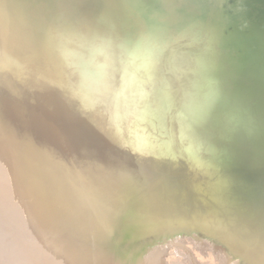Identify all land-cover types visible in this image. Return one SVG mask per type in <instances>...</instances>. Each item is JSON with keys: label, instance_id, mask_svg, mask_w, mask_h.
I'll use <instances>...</instances> for the list:
<instances>
[{"label": "bare ground", "instance_id": "obj_1", "mask_svg": "<svg viewBox=\"0 0 264 264\" xmlns=\"http://www.w3.org/2000/svg\"><path fill=\"white\" fill-rule=\"evenodd\" d=\"M38 1L0 0V21L5 23L0 26V33L5 34L4 38H9L10 32H4V28H7L12 38L10 41L4 39V42L0 37V92L7 99L8 96L14 98L22 107V116L27 119L31 136L32 130L33 136L40 139L37 132L41 127L48 133L45 137L47 139L42 140L45 146L37 144L39 150L42 147L44 151L41 150V154L31 158L25 153L31 151L28 148L30 142L26 146L27 137L18 144L15 127L9 124V128H3L4 132L0 129V156L10 160L23 172L20 177L25 182L31 181L38 186L42 182L54 186L69 198L71 207H77L72 203V200H76L81 204L93 205L104 216L107 211L105 205L120 207L125 202L119 184L121 181L117 182L121 178L116 177L125 175L124 179L131 181L139 174H135L128 163L121 161L122 153L117 155L119 153L116 154L113 145L109 146L113 139L111 136L114 135L111 126H108H118L117 129L125 134L133 130L139 132V125H134L139 120L157 129L156 119L160 115L154 116L152 111L160 113L162 119H165L164 114L170 105L196 113L209 106L205 100L215 97L219 92L218 100L222 102L216 105L226 109L224 114L238 122H235L237 131L231 134L226 132V135L222 133L221 136L227 144H232L229 152L236 147L242 154L238 159L240 163L244 160L264 163V145L259 146L253 141L260 138L264 142V131L257 128V125L250 128L252 122H260V126L264 124V91L257 88L253 92H241L238 89L226 90L222 86L220 70L223 64L217 66L214 54L217 44L212 42L216 30L207 18L197 15L186 6L182 9V16L190 15L192 19L181 25L172 23V15L161 20L156 17L162 24L160 27L144 17L136 0H70V7L63 0H45L46 6L44 2L42 5ZM30 2L33 7L39 5L43 8L44 15L32 16L27 7ZM50 4L54 13L47 17L46 10ZM9 11L13 19L8 22L6 18L9 17ZM230 45L234 56L237 53L245 55L243 45L236 39ZM2 59L7 71L1 63ZM9 80L16 91L12 89ZM56 96H67L70 105H57ZM87 96L95 104L90 117L86 115L88 111L78 115L69 108L74 100ZM11 112L17 115V111L12 109ZM182 114V123L187 125V122L191 124L194 121L188 120L185 113ZM93 116H98V120L93 119ZM80 126L83 127L82 131ZM234 129L232 127L231 131ZM151 130V138L146 145L161 167L167 169L161 170V173L177 188L184 191L189 189L183 180L184 176L174 171L177 169L184 173H194L200 169L195 161L200 160L199 156H191L188 148L192 142L179 137L165 142L159 137L162 134L160 131ZM132 137L126 135L124 140L135 144V150L138 151ZM196 144L200 151L201 144L198 141ZM128 151L129 148L126 153ZM139 151L140 157L146 156L144 148ZM222 151L226 150H218ZM228 161L235 163L236 160L229 158ZM66 163L71 168L76 166L84 178L92 183L87 186L92 193L91 197L87 189L73 180ZM7 174L0 165V175L5 177ZM10 183L15 185L13 180ZM145 184L148 186L147 182ZM25 187L28 189V186ZM179 189V192L184 193ZM119 193L121 196L117 195ZM134 221L150 229L142 221Z\"/></svg>", "mask_w": 264, "mask_h": 264}, {"label": "rangeland", "instance_id": "obj_2", "mask_svg": "<svg viewBox=\"0 0 264 264\" xmlns=\"http://www.w3.org/2000/svg\"><path fill=\"white\" fill-rule=\"evenodd\" d=\"M4 32L7 33V28ZM3 61L1 63L7 71ZM9 83L15 89L11 80ZM259 88L264 91V87ZM220 93L205 100L209 106L196 113L170 105L164 114L165 119H162L160 113L152 111L154 116L160 115L156 119L157 129L138 120L134 125H139V132L133 130L125 134L117 129L118 126L107 122L114 135L109 146L113 145L116 154L119 153L117 155L122 153L121 161L139 174L131 181H126L125 175L116 177L121 178L117 182L121 181L119 184L125 202L120 207L113 204L103 206L107 210L104 216L93 205L76 200L72 203L77 207H71L69 198L54 186L40 182V187L31 181L25 182L20 177L23 172L0 156V165L8 173L5 177L0 175V264H264V193L248 190L237 183L238 178L232 168L239 163L228 161L232 144H227L221 136L222 133L237 131L235 124L238 122L224 114L226 109L216 105L222 102L218 100ZM67 96H56L57 105H70ZM10 97L7 99L0 92V129L9 128L12 124L10 119L15 116L9 112L12 109L17 111V104H13L15 100ZM72 105L69 107L72 111L78 115L88 111L86 115L89 117L91 109L95 108L88 96L74 100ZM182 113L194 121L183 124ZM19 115L17 111L16 116ZM96 117L93 119L98 120ZM258 123L252 122L250 128L257 125L264 131V124L260 126ZM232 127L234 131H231ZM150 130L160 131L159 137L165 142L174 137L192 142L188 148L191 156H199L200 160L195 161L200 169L194 173L171 169L184 176L189 188L185 190L187 193L161 173L167 169L161 167L147 145L144 146L146 156L140 157L135 144L124 140L129 135L133 136L136 144L140 138L147 143L151 138ZM26 137L28 146L30 135ZM196 141L201 144L200 151ZM253 141L259 146L264 145L260 138ZM221 149L226 151L218 152ZM67 165L73 180L83 188L87 189L89 183L92 184L76 166L74 169L69 163ZM200 175L203 176L200 178ZM11 180L15 185L10 183ZM132 182L135 184H130ZM87 191L91 197L92 193L89 189ZM117 195L121 196L120 193ZM134 219L147 224L150 229L138 225Z\"/></svg>", "mask_w": 264, "mask_h": 264}, {"label": "water", "instance_id": "obj_3", "mask_svg": "<svg viewBox=\"0 0 264 264\" xmlns=\"http://www.w3.org/2000/svg\"><path fill=\"white\" fill-rule=\"evenodd\" d=\"M63 1L68 7L72 5L70 0ZM73 1L76 2L77 0ZM136 1H138L137 3L141 6L144 17L151 19L160 27H162V24L158 22L156 17L161 20L166 16L172 15V23L176 22L181 25L185 24L187 20L192 19L190 15L186 17L182 16L184 12L182 9H185L186 6L193 9L197 15L207 18L209 23L212 24L216 30L215 38H212V42L213 44H217L216 51H214L217 59V66L221 65L219 63L223 64L220 70L222 86L226 90L238 89L241 92H253L259 87H264V0ZM38 2L41 4L44 2L45 6L47 3L45 0H39ZM38 4H36V6ZM27 7L32 16L38 15V17H40V15H44V9L39 7V5L38 7H33L30 2L27 3ZM46 11L47 17H50L51 13H54L51 4ZM11 15V11H9V17L6 18L8 22L13 19ZM2 25H5V23L0 21V26ZM1 31H3V29H1ZM7 31L10 32L8 34L9 38H4L3 35L0 34L4 42L5 40H12L11 31L9 29H7ZM234 39L243 45L244 57L241 53H237V55L234 56L231 52V48L233 49V47L230 44ZM258 54H260L259 57H257ZM240 83L244 84L240 85ZM252 86H255V88H252ZM12 103L17 104L13 101ZM16 106L20 115L18 117L14 116V118L10 120H12V127H15L17 131L14 134L18 138V141H23L27 134H29L25 131H27L30 126H28L29 124L26 122L27 119L25 116L22 117V107L18 104ZM18 108H20V111ZM24 127H26V130L23 129ZM82 129L83 127H81L80 131H82ZM37 133L40 138L38 140L40 141L36 139V135L33 136L32 130V136L29 134L30 144L28 148L31 151H26L25 153L29 154L31 158L36 157L37 154H41L42 151H44L42 147L45 146V141L42 140H46L47 138L45 137L48 135L46 129L42 127ZM37 144L42 146L40 150ZM241 155V152L234 147V149L230 150V155H228V157L238 162ZM40 157H42V155H40ZM35 161L37 160L35 159ZM238 163L236 167L232 168L235 171V177L238 178L236 179L237 183L248 190L264 193V164L258 163L257 161L250 164Z\"/></svg>", "mask_w": 264, "mask_h": 264}, {"label": "snow or ice", "instance_id": "obj_4", "mask_svg": "<svg viewBox=\"0 0 264 264\" xmlns=\"http://www.w3.org/2000/svg\"><path fill=\"white\" fill-rule=\"evenodd\" d=\"M214 95V94H213ZM146 145V141L143 140L142 138H140L138 140V144H137V150H142L144 148V146Z\"/></svg>", "mask_w": 264, "mask_h": 264}]
</instances>
